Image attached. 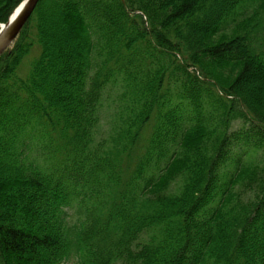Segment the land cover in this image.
Returning a JSON list of instances; mask_svg holds the SVG:
<instances>
[{"label": "trees", "instance_id": "16d2710c", "mask_svg": "<svg viewBox=\"0 0 264 264\" xmlns=\"http://www.w3.org/2000/svg\"><path fill=\"white\" fill-rule=\"evenodd\" d=\"M263 38L264 0H39L0 57V264H264Z\"/></svg>", "mask_w": 264, "mask_h": 264}, {"label": "water", "instance_id": "95a60500", "mask_svg": "<svg viewBox=\"0 0 264 264\" xmlns=\"http://www.w3.org/2000/svg\"><path fill=\"white\" fill-rule=\"evenodd\" d=\"M39 0H25L19 13L5 24L6 28L0 30V57L10 48L20 31L34 12Z\"/></svg>", "mask_w": 264, "mask_h": 264}, {"label": "rangeland", "instance_id": "374dc122", "mask_svg": "<svg viewBox=\"0 0 264 264\" xmlns=\"http://www.w3.org/2000/svg\"><path fill=\"white\" fill-rule=\"evenodd\" d=\"M2 23H0V25H1ZM65 27L64 26H60V25H56L55 24V27H54V29H55V31L58 33V32H64V30H65V35L66 34H69L68 33V31H66V28L64 29ZM56 32H54V36L56 37L57 36V38L60 36L59 34H56ZM263 40H264V38H263ZM32 58V55H30L27 59H26V61L24 62V64H26L30 59ZM235 127H238V126H235ZM146 135H148V132L146 133Z\"/></svg>", "mask_w": 264, "mask_h": 264}, {"label": "bare ground", "instance_id": "6f19581e", "mask_svg": "<svg viewBox=\"0 0 264 264\" xmlns=\"http://www.w3.org/2000/svg\"><path fill=\"white\" fill-rule=\"evenodd\" d=\"M20 9L21 8H18L15 12H14V14H13V16H12V19L19 13V11H20ZM3 27V26H2ZM6 28V26H4L3 27V29H5Z\"/></svg>", "mask_w": 264, "mask_h": 264}]
</instances>
